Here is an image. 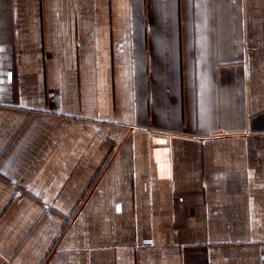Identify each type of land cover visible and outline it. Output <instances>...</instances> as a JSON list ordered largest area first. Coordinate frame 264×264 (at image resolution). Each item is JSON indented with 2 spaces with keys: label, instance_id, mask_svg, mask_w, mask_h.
Here are the masks:
<instances>
[{
  "label": "crops",
  "instance_id": "0c3cea01",
  "mask_svg": "<svg viewBox=\"0 0 264 264\" xmlns=\"http://www.w3.org/2000/svg\"><path fill=\"white\" fill-rule=\"evenodd\" d=\"M0 264H264V0H0Z\"/></svg>",
  "mask_w": 264,
  "mask_h": 264
}]
</instances>
